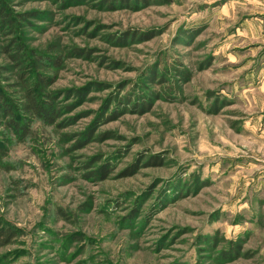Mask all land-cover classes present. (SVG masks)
I'll return each mask as SVG.
<instances>
[{"label":"rangeland","instance_id":"1","mask_svg":"<svg viewBox=\"0 0 264 264\" xmlns=\"http://www.w3.org/2000/svg\"><path fill=\"white\" fill-rule=\"evenodd\" d=\"M2 6L0 93L68 109L0 119V264H264V0Z\"/></svg>","mask_w":264,"mask_h":264},{"label":"trees","instance_id":"2","mask_svg":"<svg viewBox=\"0 0 264 264\" xmlns=\"http://www.w3.org/2000/svg\"><path fill=\"white\" fill-rule=\"evenodd\" d=\"M0 11L1 22L3 24L13 25V21L3 12L2 0H0ZM16 47V55L10 54V58L13 61L22 63L20 59L24 53V47L21 45H17ZM10 51L11 50L7 52L11 53ZM37 61L42 63L39 60ZM34 71L36 80L33 84L32 82L29 83L30 78H27V75L22 77L23 100L20 104L8 100L4 94L0 93V119L3 121L2 126L18 139L25 138L28 135L32 120L37 119L46 125H54L61 117L60 113H62L64 109H68V107H65L63 110L58 108L55 104L56 98L53 94L43 91V88L52 83V79L44 74L36 72V70ZM183 73L185 74V81H188L190 79L189 74ZM151 82H153V80H151ZM6 150V145L0 141V161L6 156ZM100 170L104 173V169L101 168ZM100 173L101 172H99V174ZM16 236V229L0 222V248L11 244Z\"/></svg>","mask_w":264,"mask_h":264},{"label":"crops","instance_id":"3","mask_svg":"<svg viewBox=\"0 0 264 264\" xmlns=\"http://www.w3.org/2000/svg\"><path fill=\"white\" fill-rule=\"evenodd\" d=\"M261 83H262V85H264V81L263 80L261 81Z\"/></svg>","mask_w":264,"mask_h":264}]
</instances>
